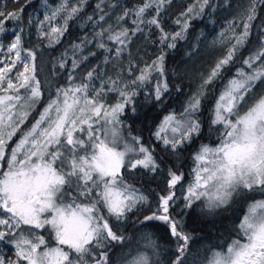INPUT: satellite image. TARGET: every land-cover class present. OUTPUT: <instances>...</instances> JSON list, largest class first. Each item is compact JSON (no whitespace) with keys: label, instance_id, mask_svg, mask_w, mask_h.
<instances>
[{"label":"snow or ice","instance_id":"1","mask_svg":"<svg viewBox=\"0 0 264 264\" xmlns=\"http://www.w3.org/2000/svg\"><path fill=\"white\" fill-rule=\"evenodd\" d=\"M171 2L141 0L116 17L115 27H102L91 40L74 43L69 86L57 88L55 98L48 100L26 129L23 125L40 103L42 89L36 76V54L23 48L21 35L15 34L7 47L8 60H0V242L11 244L14 256H0V264H152L144 252L113 258L115 247L126 241L119 226L130 218L129 214L139 212L141 206L149 203L148 196L129 183L125 173L143 169L156 174L161 168L156 148L147 146L140 136L124 135L120 117L137 88L150 83L154 76V99L162 101L169 91L165 49L176 48L177 42L185 38L190 21L201 16L209 4V0H194L173 21L179 30L169 32L163 27L161 14ZM85 3L86 0H62L39 22L41 26L47 25L46 29L38 26L39 38L46 39L48 47L59 43L69 22L79 16ZM104 3L100 0L96 5L103 13L99 16L101 21L107 15L101 7ZM256 6L257 0H250L238 19L228 23L218 37L225 46L223 55L202 76L183 111L166 115L152 132L157 147L165 154L178 156L200 135L197 114L208 87L237 62L249 43ZM22 13V7L12 11L0 9V33L6 31L8 21H20ZM128 20L133 27L125 26ZM87 21H93V17L88 16ZM145 28L158 30L161 47L155 59L145 62L133 79L125 81L117 72L115 78L109 76L101 81L99 89L90 92V82L97 72L92 68L81 83L73 82V73L88 59L79 55L87 44L95 43L96 48L113 53L119 61L132 38L145 33ZM105 39L114 48H109ZM88 55L96 53L89 50ZM108 62L109 57L105 56L104 63ZM18 64L23 70L17 69ZM242 65L227 80L212 107L211 126H219L218 143L201 144L192 153L193 180L183 197L185 209L201 201L202 211L215 214L229 208L238 196L264 194V89L256 92L264 84V35L243 57ZM64 67L62 59L60 68ZM136 67L129 62L130 77ZM13 69H17L14 75ZM106 92H117L120 99L114 105H106ZM18 134L14 144L10 143ZM182 179L183 173L170 168L167 194H160L157 207L137 221L145 227L154 226L152 222L166 226L177 241V255L171 264H184L191 239L183 220L171 211L174 189ZM236 227L242 239H233L225 250L214 251L208 264H264V199L253 200ZM45 232L55 241L54 245ZM145 238L146 247L155 253V241L150 236Z\"/></svg>","mask_w":264,"mask_h":264},{"label":"trees","instance_id":"2","mask_svg":"<svg viewBox=\"0 0 264 264\" xmlns=\"http://www.w3.org/2000/svg\"><path fill=\"white\" fill-rule=\"evenodd\" d=\"M40 1L0 0V9L12 11L23 8L22 19L18 22L10 20L6 23V26L16 28L22 37L23 47L32 49L36 54V76L41 83L42 96L35 110L47 104L50 98H54L57 88L69 86L68 77L72 70H69L68 66L74 58L72 45L80 43L85 38L91 40L94 32L100 31L102 27L107 28L109 25L115 27L117 24L116 17L125 8L131 9L141 3V0H105L101 7L107 15L101 21L99 16L103 13H100L96 7L100 0H88L79 16L69 22L68 31L60 38V42L48 47L34 37L33 27L28 25L27 21V15L40 12L38 9L41 4ZM57 1L48 0V3L53 5ZM193 2L194 0H172L171 4L166 5L161 14L164 29L169 32L179 30V26L173 21ZM249 4L250 0H209L203 14L190 21V27L185 38L177 42L175 49H165L167 53L165 58L166 81L169 85V91L163 95L162 101L158 102L154 99L156 78L153 77L150 83L137 88L136 95L132 98L131 103L125 106V112L121 116V120L126 132L131 136L142 137L147 146L156 148V155L161 168L156 174L145 172L143 169H138L134 173H125L127 181L148 196L149 203L141 206L139 212L129 214L130 218L119 226V230L126 237V241L124 245L115 247L116 257L124 252L132 254L133 243L136 241L148 242L145 237L150 236L160 250L163 248L169 250V257L164 264H171L175 259L177 241L168 233L166 226L160 222H152L154 226L145 227L137 222L138 218L142 219L145 214L150 213L157 207L160 194H167V174L170 168L174 171L181 168L187 169L193 165L192 153L201 144L214 143L213 133L215 134V128L209 123L214 95L220 88L225 74L230 72L235 64H238L239 67L243 66V57L247 56L258 45L260 37L264 35L261 32V28H264V3L257 0L256 19L252 21L249 43L241 50L237 62L226 68L222 72L221 78L208 87L201 109L197 114L201 122V133L195 138L194 143L186 150H182L178 156L167 155L157 147L152 132L155 131L156 126L166 114L170 111L179 112L181 110L184 100L199 84L200 76L205 75L208 71L207 68L211 67L212 60L217 53L215 48L221 49L224 53V44L211 46L208 42L227 21L238 19L240 13ZM88 16H92L93 21H98V23L94 25L93 21H87ZM125 26L133 27L130 20L125 22ZM6 35H0L2 43L7 41ZM104 42L109 48H114V45L107 39ZM160 47L159 32L155 28H145V33H137L119 61L113 58V53L96 48L95 43L87 44L79 55L88 56V59L84 60L73 73V82L81 83L87 71L92 68L97 69L92 81L97 76L115 78L117 72H120L124 80L133 79L145 62L150 63L155 59ZM89 50L95 52L96 55H88ZM64 54H69L71 60L61 69L59 59ZM105 56L109 57L107 64L104 63ZM130 61L137 65L136 68L132 69L133 76L131 77L128 75ZM114 64H118L119 67L114 68ZM177 88L180 90L177 91ZM104 99L108 104L114 105L120 97L117 92H106ZM261 198H264V194L259 192L238 196L229 208L218 210L215 214L202 211L201 202H196L191 209H185L179 205L180 203H175L173 206L175 211L172 209V214L177 219L183 220L184 230L191 236L184 256V264H200L206 259L210 251L222 249L224 244H227L228 238L236 226L243 203ZM43 234L49 239L50 244H55L49 233L45 232ZM224 235H227V237ZM0 246L8 248L4 242H1ZM2 257L9 259L10 257L13 258V255L8 258L7 253L2 251Z\"/></svg>","mask_w":264,"mask_h":264},{"label":"rangeland","instance_id":"3","mask_svg":"<svg viewBox=\"0 0 264 264\" xmlns=\"http://www.w3.org/2000/svg\"><path fill=\"white\" fill-rule=\"evenodd\" d=\"M86 1H88V0H86ZM26 2H28V0H26ZM61 2H62V0H58L55 4L50 5V4L48 3V0H41V1H40L41 4H40V6L38 7V9H39L40 12H34V13H32V14L27 15L28 25H30V26L33 27V31H34L33 35H34V37L38 38L39 41H40V43H43V44H45L46 46H47V44H48V41H47L46 39L42 40V39L39 38V36H38V32H37V28H38V26H40V27H43V28L46 29V28H47V25H42V26H41L39 22L42 21V20H44L45 14H50L51 10L54 9V8H56ZM70 2L75 3L76 0H70ZM84 6H85V4L83 5V8H84ZM233 20H236V19H232V20L227 21V22L225 23L224 26H222V27H220V28L218 29L219 31L217 32V34H216V35H215V36H214V37L208 42L209 45H211V46H215L216 44H219V45L223 44L222 41H221L220 39H218V37H219L220 33H221L223 30H225V29L227 28L228 23H229L230 21H233ZM5 28H6V31L3 32V33H0V35H2V34H7V35H6L7 41L4 42V43H2V42L0 41V60H6V61H7L8 58H9V54L7 53V47H8V45L12 42V40L15 38V34H16V33H19V32L16 30V28L11 27V26H6V25H5ZM237 30H239V29H237ZM146 31H147V30H146ZM19 34H20V33H19ZM111 44H112V43H111ZM54 45H55V44H54ZM54 45H53V46H54ZM22 47H23V45H22ZM23 48H24V47H23ZM216 49H217V50H216ZM215 50L217 51V53H216V56H215V57L213 58V60H212V65H211V67L214 65V63L216 62L217 58L220 57L221 55H223V52H222L221 49H219V48H215ZM81 57H82V56H81ZM62 59L64 60L65 64H66L68 61L71 60L69 54H64V55H62V56L60 57V59H59V65H60V62H61ZM0 66H2V65H0ZM211 67L207 68V69H208L207 73L210 71ZM238 67H239V65H238V64H235V65L232 67L231 71L225 74L224 78H223L222 81H221V86H220V88L217 90V93L214 95L213 105H214L215 100H216V97L219 95L221 89L224 87V85L226 84L227 80H228L229 78H231V77L235 74L236 69H237ZM241 67H242V66H241ZM68 68H69V70H70V69L72 70V60H71V62H69V66H68ZM17 69H19V70H23V69H22V65H19V64H18V65H17ZM17 69H13V73H12V75L15 74V71H16ZM207 73H206V74H207ZM206 74H205V75H206ZM202 76H204V75H202ZM202 76H200V82H199V84L201 83ZM154 77H155V76H154ZM155 78H156V77H155ZM107 79H108V77H105V76H97L96 79H95L94 81H91V82H90L91 90H92V89H99L100 86H101V81H102V80H107ZM217 80H218V79H217ZM125 81H127V80H125ZM199 84H198V85H199ZM198 85H197V86H198ZM196 88H197V87H196ZM196 88H195V89L189 94L188 98L192 95V93L196 90ZM262 89H264V84L259 85L258 88L256 89V92L259 93ZM23 91H24V90L21 89V92H22V93H23ZM104 97H105V94H104V96H103V103H105L106 105H111V104H108V102L104 99ZM54 98H55V97H54ZM188 98L184 100V103H183V105H182V108H181V110H180L179 112H173V111H170L169 113H175V114H177V115L180 114V113L183 111L184 106H185V103H186V101L188 100ZM45 105H46V104H45ZM45 105H43V106L40 107L39 109L34 110V111L31 112V115H29L28 119L26 120L25 124L23 125V127H24L25 129L31 127V124L35 121L36 118H38L40 111L45 107ZM213 105H212V107H213ZM212 107H211V113H210V118H209V123H210V125H211ZM169 113H168V114H169ZM168 114H166V115H168ZM166 115H165V116H166ZM165 116H164V117H165ZM164 117H163V118H164ZM163 118H162V120H163ZM120 119H121V117H120ZM162 120H161V121H162ZM161 121H160V122H161ZM160 122H159V123H160ZM159 123H158V124H159ZM218 127H219V126H216V128H215V134L213 133V140H214V143H213V144H208V145H210V146H215V145L218 143V131H217V128H218ZM122 132H123V134L126 135V136L129 135V134L126 132V129H125V126H124V125H122ZM18 137H19V134L17 135V137H14V138H13V142H10V143H13V144H14V141H15L16 139H18ZM196 138H197V137H196ZM192 162H193V160H192ZM4 166L6 167V165H4ZM193 166H194V162H193V165H192V166H189L187 169H183V168H181V169H179V170L177 171L178 173H183V179H182V181H181V182L175 187V189H174V192H175V203H180L179 205H181V207H182V206L184 207V199H183V197H184V195H185L186 188H187L188 184L191 183L192 180H193V175H192V168H193ZM167 192H168V191H167ZM261 199H264V198H261ZM261 199H256V200H261ZM197 202H201V201H197ZM252 202H253V200H252V201H245V202L243 203V205H242V211H241V215H240V219L243 217L244 213L247 211L248 205H249L250 203H252ZM201 203H202V202H201ZM201 206H202V205H201ZM199 207H200V206H199ZM172 209L175 211L174 208H172ZM172 209H171V210H172ZM236 225H237V223H236ZM231 233H232V234H231ZM231 233H230L231 235L229 234L230 237L228 238V242H227V244H224V246H223L222 249H218V250L210 251V253H209V255H207L206 259H205L203 262H201L200 264H208V259L211 257L212 253H213L214 251H223V250H225L226 247H227V245H228V243H230L231 240H233V239H237V238H241V239H242V237H238V229H237L236 226L233 228V232H231ZM224 236H225V235H224ZM225 237H227V235H226ZM0 243H1V242H0ZM147 244H148V242H144V241H136V242L133 243V245H132V249H133V253H132V254H135V253H137V252H144V253H146V254L150 257V260H151L152 264H164L165 261H166V260L168 259V257H169V250H168L167 248H163L162 250H160V249L157 247L155 253H153V249H152L151 247H146ZM6 245L8 246V248H5L4 246H0V256H2V251L5 252V253H7V257H8V258H9L10 255H13V256H14V249H13V247L11 246V244H6ZM122 254H126V252H124V253H122ZM10 258H12V257H10ZM115 258H116V256H115ZM115 258H114V259H115ZM130 258H131V257H130Z\"/></svg>","mask_w":264,"mask_h":264},{"label":"flooded vegetation","instance_id":"4","mask_svg":"<svg viewBox=\"0 0 264 264\" xmlns=\"http://www.w3.org/2000/svg\"><path fill=\"white\" fill-rule=\"evenodd\" d=\"M242 211V210H241ZM240 215H241V213H240ZM240 215L238 216V218H237V224L239 223V221H240Z\"/></svg>","mask_w":264,"mask_h":264}]
</instances>
